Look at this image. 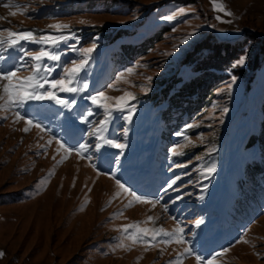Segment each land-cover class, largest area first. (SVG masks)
Masks as SVG:
<instances>
[{"label":"rangeland","instance_id":"obj_1","mask_svg":"<svg viewBox=\"0 0 264 264\" xmlns=\"http://www.w3.org/2000/svg\"><path fill=\"white\" fill-rule=\"evenodd\" d=\"M217 3L233 15L217 11L212 0H0V29L32 30L38 37L59 34L49 24L71 26L63 32L71 39L53 49L61 55V67L49 78L82 58L69 45L97 44L80 74L89 88L62 94L75 96L76 105L64 109L30 102L43 106L36 118L50 131L28 126L25 132L24 120L0 109V264H169L177 259L198 264L194 256L178 257L182 244H133L121 225L134 222L166 231L180 224L185 239L204 257L230 248L217 264H264V51L254 52L259 46L251 48L256 42L249 35L264 37V0ZM182 7L186 14L177 20L160 19ZM24 47L35 52L41 45ZM4 55L0 67L7 68L22 53L9 49ZM241 56L246 63L233 66ZM30 73L22 69L17 75ZM101 90L110 97L135 95L131 122L123 118L127 111L117 112L104 133L129 145L124 156L106 148L109 160L102 162L92 148L99 171L75 152L61 162L64 150L48 141L70 137V146L94 145L89 132L103 112L82 97ZM87 108L96 113L87 123L68 121ZM176 145L183 155L171 154ZM211 147L215 151L209 155ZM212 164L215 171L208 174ZM109 170L140 194L163 195V201L155 208L145 203L126 208L132 197L113 199L117 185L105 174ZM176 177L173 188L162 192ZM150 215L159 219L147 221ZM201 219L198 227L195 221Z\"/></svg>","mask_w":264,"mask_h":264},{"label":"snow or ice","instance_id":"obj_2","mask_svg":"<svg viewBox=\"0 0 264 264\" xmlns=\"http://www.w3.org/2000/svg\"><path fill=\"white\" fill-rule=\"evenodd\" d=\"M212 2L214 8L217 11H224L228 16L233 15V13L228 11L223 5L218 4L217 0H212ZM9 6L10 5L7 4L5 5V7ZM24 11H26V9H24ZM185 14L186 9L182 7L169 15L160 17V19L165 21H174L177 20L178 17ZM11 15L15 16L16 12H12ZM217 19H221V17L217 16ZM80 23L83 24L85 21L81 20ZM47 27L48 29L56 30V32L59 34L53 35L49 33L47 35H41L37 37L35 32L32 30L14 31L12 28L0 29V61H4L6 59L4 53L9 49H17L20 53H22V55L19 56L18 62L7 68L0 67V109L12 111L17 121L24 120L27 125L23 129L25 132L30 130L28 126H34L40 131H50L36 118L37 113L42 114L43 106L40 104L33 105L30 102L48 101L53 102L55 105H59L64 109H71L77 103L75 96L69 99L62 94H79L85 92L89 88V84L84 78L81 77L80 74L84 72L89 65V62L92 59V53L96 50L97 44L94 42L90 47L79 48L74 44L69 45V50L73 52H79L82 58L79 60H72L70 62V66H62V71L58 77L49 78L50 74L56 70V67H61L58 63L61 60V55L56 51H53V49L57 48L61 43H65L71 39V36H66L63 34L64 30L70 29L71 26L69 24L57 22L54 24H49ZM237 31H239V29H237ZM5 33H7V35H5ZM186 42L187 38L185 41H182V43ZM25 43H33L41 45V47L35 52L27 51L24 47ZM15 59L16 58L13 57V60ZM48 60L57 62V64L55 66L48 65L46 63ZM245 63L246 56H241L234 62L233 66L244 65ZM29 68L31 70L30 75L23 77L17 75V73H19L22 69ZM125 71L131 73L133 69L128 68ZM123 75L124 73H120L117 76V80H119ZM151 79L152 77H148V80ZM236 79L237 78L234 75L231 77L232 82H235ZM107 87H112V85H108ZM228 87L230 88L231 85ZM148 90L150 89L145 88V91ZM82 99L89 101L91 105L95 106V109L102 110L103 112V119L99 121L98 126L94 130L89 132V135L95 138V144L92 145L85 142L70 146V137H65V139H57L55 136L51 137L48 143H51L52 140H55L59 145V148L64 150L65 156L61 158V162L64 159H67V154L75 152L80 155L82 159L86 158L90 163H92V166L96 167L99 171L96 162L93 160L92 154H90V150L94 148L98 154V158L102 162L109 160V156L104 151L106 148L117 149L119 150V155L124 156V150L127 149L129 145L120 139L109 138L108 136L104 135V133L106 132L108 126L112 123L113 116L117 112L123 113L127 111V115L123 118L129 123L131 122L136 106L134 103H130V101L135 100V95L132 92H126L122 96L110 97L106 95L105 91L101 90L94 93H89L83 96ZM110 101H115V103H109ZM26 106L29 108V112L27 113L24 112ZM227 111V108L223 109V112ZM95 114L96 113L93 108H87L85 109L84 114L80 117L70 115L68 117V121L71 123L76 119H82L83 122L87 123L89 118ZM187 127H199V124H189ZM127 133L128 129L124 128L123 135L125 137L127 136ZM177 135L182 134L177 133ZM201 136H203L202 133ZM46 147L47 145H41L42 149H46ZM178 147L179 145H176L170 149L173 156L184 154L182 152H177ZM214 151L215 147H211L207 150V154L210 155ZM111 159L114 162L119 163L118 161H115V157H112ZM197 159H200V157ZM205 171L208 174L213 173L215 171V164L208 166ZM105 174L115 178L117 191L114 194L113 199L119 198L123 194H128L132 197V199L127 201V204L125 205L126 208L133 206L134 203L151 204L152 207L155 208L157 204H161L163 201V195L150 197L140 194L137 189H134L126 181L122 182L120 178H117L116 172L109 170V172ZM49 175H51V173ZM179 179L180 177L173 179L167 184L166 188L162 189V192L166 193L168 189H172L173 185H175L176 181ZM204 187H207V185ZM175 199L180 200L181 197L177 195ZM109 203H111V201H109ZM168 207L169 206L167 203L162 204L164 211H168ZM118 214L122 216L123 211ZM158 219L159 217H153L151 215L147 217V221ZM173 219H175V217H173ZM202 223V219L195 221V224L198 227ZM121 231L128 234L127 238L131 240L133 244L142 242L149 247L154 246V243L169 245L175 242L177 244H182L184 245L183 252L179 253L178 257L188 255L194 256L198 264H217V260L230 251V248H223L221 251L215 252L210 257L202 256L197 252L195 247L192 246L191 242L185 239L183 235L184 228L180 224H177L174 230L166 231L163 227H141L140 222H134L131 224L121 225ZM239 242L240 241L238 240L237 243ZM161 251H163V249H161ZM3 255L4 253L0 252V256ZM169 264H180V261L179 259L176 261H169Z\"/></svg>","mask_w":264,"mask_h":264},{"label":"trees","instance_id":"obj_3","mask_svg":"<svg viewBox=\"0 0 264 264\" xmlns=\"http://www.w3.org/2000/svg\"><path fill=\"white\" fill-rule=\"evenodd\" d=\"M250 36H253L254 41L256 43L251 44V48H255L256 46H259V50H254V52L264 51V37H258L257 35H254L252 32L249 33ZM257 54V53H256ZM257 58V55H255ZM258 59V58H257Z\"/></svg>","mask_w":264,"mask_h":264}]
</instances>
